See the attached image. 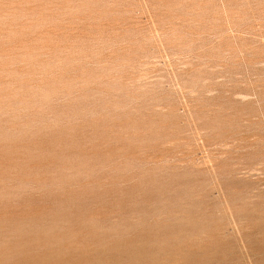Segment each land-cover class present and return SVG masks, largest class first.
I'll list each match as a JSON object with an SVG mask.
<instances>
[{"label": "rangeland", "instance_id": "obj_1", "mask_svg": "<svg viewBox=\"0 0 264 264\" xmlns=\"http://www.w3.org/2000/svg\"><path fill=\"white\" fill-rule=\"evenodd\" d=\"M0 264H264V0H0Z\"/></svg>", "mask_w": 264, "mask_h": 264}]
</instances>
